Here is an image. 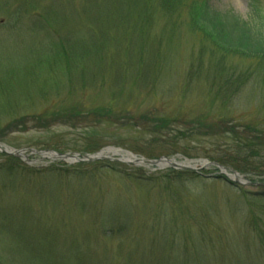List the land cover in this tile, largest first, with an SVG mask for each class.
I'll return each instance as SVG.
<instances>
[{"label":"rangeland","instance_id":"rangeland-1","mask_svg":"<svg viewBox=\"0 0 264 264\" xmlns=\"http://www.w3.org/2000/svg\"><path fill=\"white\" fill-rule=\"evenodd\" d=\"M130 1L0 0V86L23 82L27 95L0 117V145L82 156L96 143V152L143 159L165 152L196 171L105 160L118 167L83 178L67 172L76 163L29 155L22 163L33 180L2 189L0 179V264H264V189L198 166L264 167V77L229 102L213 97L217 61L185 9L170 19L154 12L141 33L139 0ZM210 3L264 27V0ZM224 67L246 70L250 61ZM158 119L169 126L157 134ZM171 171L192 176L176 181Z\"/></svg>","mask_w":264,"mask_h":264},{"label":"trees","instance_id":"trees-1","mask_svg":"<svg viewBox=\"0 0 264 264\" xmlns=\"http://www.w3.org/2000/svg\"><path fill=\"white\" fill-rule=\"evenodd\" d=\"M210 2L211 0H139L137 9L139 11L135 15L139 21L141 33H144L151 26L154 12H162L165 17L170 19L173 15H178L182 9H185L189 18L187 22L191 31L200 35L201 42L204 43V46L206 45L210 55L217 61L213 68H211L212 71L214 70L216 72L212 73L211 83L216 88V91L212 92L213 97L222 99L223 102H229L239 95L250 78L256 77L258 79L264 77V27L262 30H259L251 22H245L231 12L216 11L210 5ZM130 4L131 1L127 0L125 5L130 6ZM174 26L173 24L172 27ZM54 59L55 57L52 60L56 63L57 61ZM233 59L250 61V68L246 70L225 68L224 63ZM8 83L9 84L3 83L4 86H0V108H5V110L0 113V117L3 114H8L7 112L19 106L17 99L21 98L23 100L27 98L26 94H22L23 90H25L23 82L20 83L18 90L14 89L11 82ZM95 114L99 113L96 112ZM51 117H53V115ZM141 118L145 117L141 116ZM40 120L41 119H36V121L39 122ZM153 123L154 125L152 127L155 133H160L161 130L163 131L169 126L168 122L161 119ZM233 132L232 130L230 131V133L235 135ZM153 135L154 134H152V136ZM245 144L252 152L257 151L258 148L261 147V144H256L251 147L249 144ZM96 147V143H93L90 147L85 149L87 150L86 153L92 154L96 152ZM144 155H146L145 157L149 160H157L161 155L170 156V153L162 152L161 155L157 157L148 152ZM0 158L3 160L0 163V179L3 183V185H1L2 189L14 188L16 180L19 179L33 180L35 175L34 172L16 157L2 155ZM218 164L222 165L224 163L218 161ZM108 166L118 167L116 164L98 161L94 163L75 164L67 169V172H69L70 175L74 173V175L86 178L90 174L106 169ZM235 169L240 174H244L250 184L261 185V188L264 189V187H262L264 186V167L250 170H247L245 167L242 169L236 167ZM48 171L54 174L56 172L58 173L60 170L54 166L51 167L50 170L48 169ZM171 173L174 175L173 179L176 181H180L181 178L186 175L192 176V173L188 172L176 173L171 171ZM125 176L130 179L128 174ZM219 178L224 179L222 177ZM259 198L264 199V193H260Z\"/></svg>","mask_w":264,"mask_h":264},{"label":"water","instance_id":"water-1","mask_svg":"<svg viewBox=\"0 0 264 264\" xmlns=\"http://www.w3.org/2000/svg\"><path fill=\"white\" fill-rule=\"evenodd\" d=\"M0 152L5 153L6 155H12L20 159H25L26 154L28 155H38L41 158H49L53 160H61L67 163H80V162H95V161H100V160H108V161H114V162H119V163H126V164H134V165H146L150 167H171L172 169L176 170H189V171H196L194 166H191L192 162L188 163H178L173 159H168V158H160L158 160L152 161V160H147L143 158H137L130 153H124L126 156V159H113V158H108L105 153H111L113 155H120L121 151L117 150H112V149H107V150H101L100 152L93 154V155H71V154H58L54 153L51 151H34L31 149H20V150H13L9 149L7 147H4L3 145H0ZM115 152V154L113 153ZM200 169L204 168L206 166L212 165L218 169H220L222 172L225 171L229 173L228 175L232 177L233 183L235 182L236 184L243 185L242 176H240L236 171H233L229 168L214 164V163H205V162H199Z\"/></svg>","mask_w":264,"mask_h":264},{"label":"bare ground","instance_id":"bare-ground-1","mask_svg":"<svg viewBox=\"0 0 264 264\" xmlns=\"http://www.w3.org/2000/svg\"><path fill=\"white\" fill-rule=\"evenodd\" d=\"M115 154V152H113Z\"/></svg>","mask_w":264,"mask_h":264}]
</instances>
